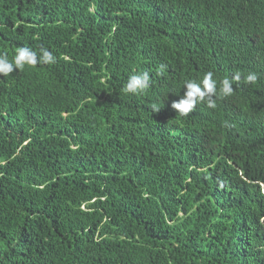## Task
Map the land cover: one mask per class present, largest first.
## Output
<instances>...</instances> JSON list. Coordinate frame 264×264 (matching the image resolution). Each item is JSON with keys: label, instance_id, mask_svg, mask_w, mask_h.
Wrapping results in <instances>:
<instances>
[{"label": "trees", "instance_id": "trees-1", "mask_svg": "<svg viewBox=\"0 0 264 264\" xmlns=\"http://www.w3.org/2000/svg\"><path fill=\"white\" fill-rule=\"evenodd\" d=\"M19 47L56 63L0 76V264H264V0H0Z\"/></svg>", "mask_w": 264, "mask_h": 264}, {"label": "clouds", "instance_id": "clouds-1", "mask_svg": "<svg viewBox=\"0 0 264 264\" xmlns=\"http://www.w3.org/2000/svg\"><path fill=\"white\" fill-rule=\"evenodd\" d=\"M56 63V57L46 48H40L39 53L29 47H19L12 58L8 53H0V76H8L15 70L23 71L26 67H35L37 64L53 65ZM166 65L161 64L157 69V74H162ZM258 76L255 72H248L243 78L245 84L251 85L257 82ZM241 81V73L237 71L231 78H224L219 82L213 78L212 72H206L199 80L188 79L183 82L186 89L184 94L177 101L171 104L172 109L176 110L180 116H187L198 104L207 101V106L215 108L213 97L226 98L230 97L233 92V82ZM150 86V77L147 72L132 74L128 77L121 92L124 95H143L147 93ZM161 106L152 104V112H158Z\"/></svg>", "mask_w": 264, "mask_h": 264}]
</instances>
